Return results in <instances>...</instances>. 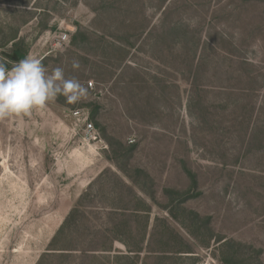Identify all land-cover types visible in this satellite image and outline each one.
<instances>
[{
	"label": "rangeland",
	"instance_id": "374dc122",
	"mask_svg": "<svg viewBox=\"0 0 264 264\" xmlns=\"http://www.w3.org/2000/svg\"><path fill=\"white\" fill-rule=\"evenodd\" d=\"M15 49L89 95L0 118V264H264V0H0Z\"/></svg>",
	"mask_w": 264,
	"mask_h": 264
},
{
	"label": "clouds",
	"instance_id": "9594fccd",
	"mask_svg": "<svg viewBox=\"0 0 264 264\" xmlns=\"http://www.w3.org/2000/svg\"><path fill=\"white\" fill-rule=\"evenodd\" d=\"M71 67L79 69L80 62L73 60ZM88 95V88L75 78H66L62 67L49 73L36 56H26L11 68L0 62V118L30 114L58 96L71 105Z\"/></svg>",
	"mask_w": 264,
	"mask_h": 264
},
{
	"label": "built area",
	"instance_id": "2783aa9c",
	"mask_svg": "<svg viewBox=\"0 0 264 264\" xmlns=\"http://www.w3.org/2000/svg\"><path fill=\"white\" fill-rule=\"evenodd\" d=\"M47 39L50 40L53 50H61L69 43V32L59 27L53 33L46 34ZM71 117L75 122V125H81L82 132L88 142L97 141L99 136L94 125L88 120V115L85 110L75 109L71 112Z\"/></svg>",
	"mask_w": 264,
	"mask_h": 264
},
{
	"label": "trees",
	"instance_id": "16d2710c",
	"mask_svg": "<svg viewBox=\"0 0 264 264\" xmlns=\"http://www.w3.org/2000/svg\"><path fill=\"white\" fill-rule=\"evenodd\" d=\"M14 53H15V55H16V57L19 59V60H21V59H24L25 58V56L23 55V54H21L19 51H18V49H15L14 50ZM183 201H185L184 199H183ZM76 208L75 209H73L71 212H70V215L69 216H71L72 214H75V212H76ZM120 210V216L119 217H121V220H120V222H123V224H124V218H125V216H126V214H129V213H127V212H125L124 210H128L127 208H120L119 209ZM139 211V210H138ZM65 223L58 229V231H57V233L55 234V236L53 237V239H52V243H55L56 241H57V239L63 234V231H64V227H65ZM122 226H119L118 227V229H120ZM117 240H119V241H121V239L118 237V239ZM124 245L126 246V248H127V251L129 252V253H140L141 251H142V247H131L130 245H128V244H126L125 242H124ZM106 248L107 247H105V248H103V249H101V251H107L106 250ZM134 258H131V260H133ZM134 262H136V260L134 261Z\"/></svg>",
	"mask_w": 264,
	"mask_h": 264
},
{
	"label": "water",
	"instance_id": "95a60500",
	"mask_svg": "<svg viewBox=\"0 0 264 264\" xmlns=\"http://www.w3.org/2000/svg\"><path fill=\"white\" fill-rule=\"evenodd\" d=\"M12 59L16 60L17 59L16 55H13Z\"/></svg>",
	"mask_w": 264,
	"mask_h": 264
}]
</instances>
